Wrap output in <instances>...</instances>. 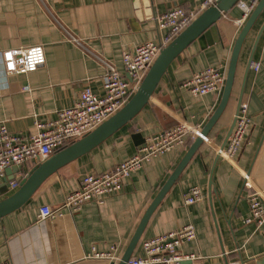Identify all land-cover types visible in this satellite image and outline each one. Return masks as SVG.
<instances>
[{"label": "crops", "instance_id": "1", "mask_svg": "<svg viewBox=\"0 0 264 264\" xmlns=\"http://www.w3.org/2000/svg\"><path fill=\"white\" fill-rule=\"evenodd\" d=\"M177 6L191 10L196 5L191 0H0V126L28 138L36 132L35 121L54 119L84 88L102 97L105 70L95 56L123 74L122 54L142 43L158 42L154 17ZM238 18L235 7L223 17L235 30L227 29L221 43L205 49L192 43L170 64L147 105L128 124L50 176L24 206L0 219V264H117L95 255L116 247L115 257L120 259L143 214L196 137L144 163L101 204L88 202L76 213L62 211L45 219L39 218V209L56 210L83 176L110 171L160 131L184 121L201 131L223 88L193 96L181 85L207 67L220 68L226 75L240 29L235 25ZM263 24L264 9L242 46L224 112L151 215L133 255H142L143 240L190 223L196 238L179 248L182 255L193 257L185 264H264V231L243 223L249 214L247 196L259 193L264 202V29L251 63L259 69L251 65L244 78ZM32 46L43 47L44 65L32 73L6 74L1 54ZM241 89V104L247 105L251 124L241 148L226 159L218 150L232 125ZM37 165L8 168L0 182V200L14 193ZM13 181L18 184L14 190ZM193 187L200 189L202 199L185 206L184 196Z\"/></svg>", "mask_w": 264, "mask_h": 264}, {"label": "built area", "instance_id": "2", "mask_svg": "<svg viewBox=\"0 0 264 264\" xmlns=\"http://www.w3.org/2000/svg\"><path fill=\"white\" fill-rule=\"evenodd\" d=\"M195 7L187 10L181 6L169 9L154 17L158 42H146L122 54L124 73L101 57L95 56L105 70L104 95L98 97L89 88H84L75 103L68 108L57 111L54 119L34 122L35 133L28 138L10 134L4 125L0 126V182L5 181L6 169L22 166L29 162H42L56 152L78 141L94 131L103 122L117 113L139 89L147 71L157 58L161 49L171 43L201 12L215 5L217 0H191ZM260 0H239L236 8L240 18L235 25L241 28ZM76 43V39L72 38ZM3 67L8 75L32 73L45 63L43 47L32 46L4 51L1 54ZM254 71L259 64H251ZM126 75V76H125ZM225 72L220 68L207 67L195 73L191 79L182 83L181 88L193 96H204L220 92L225 83ZM251 119L246 104H241L235 117L233 129L226 146L218 150V155L232 159L241 148ZM200 134L199 127L187 122H180L171 129L163 130L148 137L134 155L102 174H87L80 179L76 190L64 197L62 205L52 211L44 206L39 209V218H52L62 211L72 214L78 212L88 202L103 203L104 199L116 194L126 178L141 169L144 163L154 157L164 155L176 147L185 145L186 139ZM247 180V177L244 176ZM17 182L10 183V188H17ZM202 199L199 188L193 187L184 196V205L190 206ZM249 214L244 224H255L264 231V202L259 193L247 196ZM196 238L192 224L167 232L141 242L142 255H132L127 264H180L192 256L179 252L183 242ZM116 247L109 252L96 254L118 262L115 257ZM2 264H11L3 262Z\"/></svg>", "mask_w": 264, "mask_h": 264}, {"label": "water", "instance_id": "3", "mask_svg": "<svg viewBox=\"0 0 264 264\" xmlns=\"http://www.w3.org/2000/svg\"><path fill=\"white\" fill-rule=\"evenodd\" d=\"M238 1L239 0H217L215 5L201 12L171 43L161 49L157 58L142 80L139 89L132 95V97L117 113L103 122L94 131L86 134L78 141H75L64 149L51 155L46 160L38 163L37 166L30 169V171L22 177L19 182L18 189L10 196L0 200V219L24 206L32 198L38 188L50 176L56 174L59 170H61L68 164L76 161L78 158L86 155L87 153L98 147L109 137L115 134L118 130L128 124L142 110V108L147 105L160 80L164 75L167 74V69L170 64L192 43L197 42L202 49L221 43L222 37H227L228 35L226 31L227 29H229L230 31L235 30V27L224 21L223 17L224 15L229 14L236 7ZM263 9L264 0H260L253 12L244 22L242 27L237 31L238 34L230 53L225 83L217 108L208 119L203 129L200 131V134L195 138L192 145L187 149L176 168L173 170L167 181L164 183L160 191L157 193V195L143 214L133 236L131 237L117 264H127L129 258L133 255L139 241L141 240L142 234L151 215L161 203L169 189L178 179L180 173L183 171L196 150L199 148L204 138L207 137L210 130L217 123L222 113L224 112V109L231 95L235 71L242 46L248 33L254 26L256 20L261 15ZM150 15H152L151 12ZM263 29L264 24L262 25L256 36L255 42L248 57L244 78L248 73V70L250 69L253 53ZM241 97L242 89L237 102L236 112L232 125L220 150L224 148L227 139L233 129L235 117L241 105ZM18 168L20 169V167ZM5 172L6 174H9L7 169ZM210 192L211 182L209 195ZM184 262H180V264H185Z\"/></svg>", "mask_w": 264, "mask_h": 264}]
</instances>
